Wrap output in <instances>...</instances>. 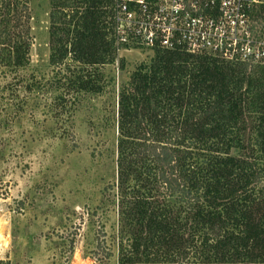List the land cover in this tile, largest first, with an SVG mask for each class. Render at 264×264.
Masks as SVG:
<instances>
[{
  "label": "trees",
  "instance_id": "16d2710c",
  "mask_svg": "<svg viewBox=\"0 0 264 264\" xmlns=\"http://www.w3.org/2000/svg\"><path fill=\"white\" fill-rule=\"evenodd\" d=\"M28 1L0 0L1 76L27 63ZM111 5L49 0L48 63L58 73L70 67L67 93L102 90L92 77L117 56ZM251 15L264 21V0ZM259 67L154 49L118 86L110 186L117 264H264Z\"/></svg>",
  "mask_w": 264,
  "mask_h": 264
},
{
  "label": "rangeland",
  "instance_id": "374dc122",
  "mask_svg": "<svg viewBox=\"0 0 264 264\" xmlns=\"http://www.w3.org/2000/svg\"><path fill=\"white\" fill-rule=\"evenodd\" d=\"M28 8L27 63L0 74V261L117 264L114 100L154 49L132 40L93 74L99 93H67L70 67L48 63L49 0Z\"/></svg>",
  "mask_w": 264,
  "mask_h": 264
},
{
  "label": "built area",
  "instance_id": "2783aa9c",
  "mask_svg": "<svg viewBox=\"0 0 264 264\" xmlns=\"http://www.w3.org/2000/svg\"><path fill=\"white\" fill-rule=\"evenodd\" d=\"M257 0H112L118 54L132 40L230 64L264 66V23L251 15ZM137 41V42H136Z\"/></svg>",
  "mask_w": 264,
  "mask_h": 264
}]
</instances>
